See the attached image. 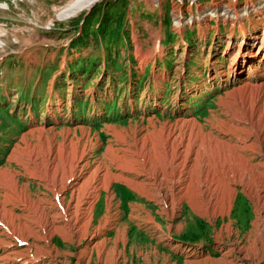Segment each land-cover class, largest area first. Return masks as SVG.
Returning a JSON list of instances; mask_svg holds the SVG:
<instances>
[{
  "label": "rangeland",
  "instance_id": "rangeland-1",
  "mask_svg": "<svg viewBox=\"0 0 264 264\" xmlns=\"http://www.w3.org/2000/svg\"><path fill=\"white\" fill-rule=\"evenodd\" d=\"M74 1L0 0V264H264V0Z\"/></svg>",
  "mask_w": 264,
  "mask_h": 264
},
{
  "label": "bare ground",
  "instance_id": "bare-ground-1",
  "mask_svg": "<svg viewBox=\"0 0 264 264\" xmlns=\"http://www.w3.org/2000/svg\"><path fill=\"white\" fill-rule=\"evenodd\" d=\"M99 0H76L74 1L71 5H69L66 9H64V11H62L60 13V15H62L63 17H67V14L68 15H73L71 17H74V16H77L79 15L81 12H83L84 10H87V9H90L95 3H97ZM263 9V8H262ZM260 9V10H262ZM78 13V14H77ZM255 14H259L258 10L255 9ZM76 14V15H75ZM227 14H232L233 17L231 18L229 16V18H231V20L234 22V23H237L239 21H242V17L240 15V13L237 11V8H234V10H231V11H228ZM224 15V19H226V15ZM65 15V16H64ZM62 17V18H63ZM264 25V24H263ZM248 34V33H247ZM246 32H243V35L244 36H247ZM264 40V39H263ZM247 50L246 51H240L239 53L236 54V56L234 57V63L232 65H234V72L235 73H238V74H241L244 70V67L246 66H249V67H252V64L253 62H255L257 59H260L263 60L264 59V43L261 44V47L259 48L258 51H256V49L253 47H247L246 48ZM255 120V119H254ZM219 145L220 142H219ZM230 152V151H229ZM213 155V154H212ZM211 157V156H210ZM236 158V157H235ZM210 159V158H209ZM244 161V160H243ZM247 161V159H246ZM215 163V162H214ZM222 165V164H221ZM223 166V165H222ZM226 167V166H225ZM261 168V165H251L250 163H246L245 167L242 168V172H241V175L239 176V180L241 182H244L245 179H248V180H252L256 185H257V182L261 180V177H262V173L260 171H257V169H260ZM225 169V168H224ZM230 170V169H229ZM216 171V170H215ZM210 173V172H209ZM226 173V172H225ZM224 173V174H225ZM211 174V173H210ZM220 174V173H219ZM223 174V175H224ZM216 175V174H215ZM226 175V174H225ZM228 176V175H226ZM111 177V176H110ZM212 177V176H211ZM229 177V176H228ZM238 177V176H237ZM117 178V177H116ZM105 180V179H104ZM109 180V179H107ZM106 180V181H107ZM128 180V179H127ZM126 180V182H127ZM231 180V179H230ZM72 181V180H71ZM74 181V180H73ZM144 182V181H143ZM247 182V181H246ZM72 184V183H71ZM107 184H110L107 183ZM133 184V183H131ZM105 185V183H104ZM220 185V184H218ZM226 186V185H225ZM138 188V187H137ZM220 188V187H219ZM109 189V187H108ZM142 190V189H141ZM231 190V188L229 189V191ZM66 191V190H65ZM253 194V193H252ZM229 196V195H228ZM201 197V196H200ZM86 198V197H85ZM87 200V199H86ZM85 200V201H86ZM254 200V199H253ZM89 201V200H88ZM99 200H97L98 202ZM59 203L61 204V202L59 201ZM83 205V204H82ZM81 208V207H80ZM61 209V208H60ZM80 211V210H79ZM94 215H95V210H94V207L92 208L91 207V214H90V219L87 221V224L86 225H90L92 223V218H94ZM258 222V221H257ZM256 222V223H257ZM258 224V223H257ZM255 225V227H257L258 225ZM4 225V224H3ZM4 227L7 229V232L12 235L15 239H18L17 236H15V234L11 233L10 230H8V228L4 225ZM101 227H104V226H101ZM11 238V237H10ZM27 238V237H26ZM3 241V240H2ZM19 242L20 244L22 245H29L30 244H27V243H24L23 242V239H19ZM1 243V242H0ZM48 243V242H47ZM4 245V243H3ZM3 245H0V246H3ZM9 246V245H8ZM11 246V245H10ZM9 246V247H10ZM32 246V245H31ZM11 254V253H10ZM113 254V253H112ZM46 254H44V257H45ZM15 258L11 259V261H14L16 262L17 259H19V257H21V261H20V264H41L40 261L42 260V256H37V257H33L31 259H25L24 258V255L23 253H16L15 254ZM49 256V255H47ZM111 254L110 256L108 257L110 259ZM8 258V257H6ZM3 259V258H2ZM9 259V258H8Z\"/></svg>",
  "mask_w": 264,
  "mask_h": 264
},
{
  "label": "crops",
  "instance_id": "crops-1",
  "mask_svg": "<svg viewBox=\"0 0 264 264\" xmlns=\"http://www.w3.org/2000/svg\"><path fill=\"white\" fill-rule=\"evenodd\" d=\"M120 204L122 205V203L120 202ZM134 206L136 207H138V210L140 209V208H143V205H141V204H138V203H136V204H134ZM137 209V208H136ZM148 218V217H147ZM151 219L152 218H149V221H151ZM118 239L120 240V241H123L122 239H124V235H123V232L122 231H120V234H119V236H118ZM115 250L116 249H111L109 252H110V254L111 255H114V253H115ZM113 253V254H112ZM108 256H110L109 254H108Z\"/></svg>",
  "mask_w": 264,
  "mask_h": 264
}]
</instances>
